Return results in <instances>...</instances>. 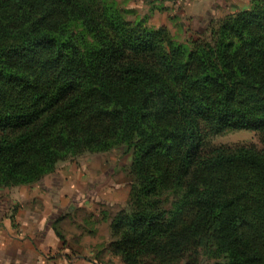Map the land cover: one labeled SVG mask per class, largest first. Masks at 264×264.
Masks as SVG:
<instances>
[{
  "label": "trees",
  "instance_id": "16d2710c",
  "mask_svg": "<svg viewBox=\"0 0 264 264\" xmlns=\"http://www.w3.org/2000/svg\"><path fill=\"white\" fill-rule=\"evenodd\" d=\"M148 21L117 0H0V189L127 148L113 257L264 264V0L185 42ZM230 130L262 149L208 146Z\"/></svg>",
  "mask_w": 264,
  "mask_h": 264
},
{
  "label": "rangeland",
  "instance_id": "374dc122",
  "mask_svg": "<svg viewBox=\"0 0 264 264\" xmlns=\"http://www.w3.org/2000/svg\"><path fill=\"white\" fill-rule=\"evenodd\" d=\"M117 1L135 15L148 17L152 28H165L185 42L203 33L212 21L247 10L253 0ZM129 18L134 19L133 15ZM208 141L210 147L255 146L262 149L256 132L230 130ZM132 160V152L127 148L85 155L59 164L40 184L0 189V218L17 224L25 221L33 224L35 220L46 218L69 243L71 260L83 257V262L122 264L109 253L110 221H97L95 214L105 213L110 219L126 207L133 182L129 174ZM19 213L23 215L21 221L17 220ZM82 235L90 239L99 235L100 243H82V238L78 237ZM29 260L34 261L32 257ZM78 261L82 260L73 263Z\"/></svg>",
  "mask_w": 264,
  "mask_h": 264
},
{
  "label": "crops",
  "instance_id": "0c3cea01",
  "mask_svg": "<svg viewBox=\"0 0 264 264\" xmlns=\"http://www.w3.org/2000/svg\"><path fill=\"white\" fill-rule=\"evenodd\" d=\"M130 190L131 186L129 196ZM116 214L107 219V214L96 213L95 218L97 217V221L100 222L111 223ZM17 217V220L21 221L23 215L19 213ZM55 226L46 218L35 220L33 224L32 221L17 224L12 223L10 219L0 218V264H74V260L78 259L82 261L76 264H95L94 260H91V263L83 262V257L71 260L67 248L69 243L66 238L63 240L61 232ZM98 236H93V240L86 235L78 237L82 238V243H100ZM31 257L34 261L29 260Z\"/></svg>",
  "mask_w": 264,
  "mask_h": 264
}]
</instances>
